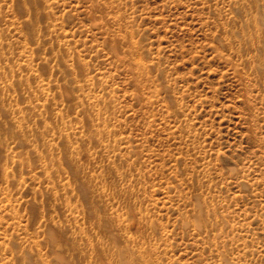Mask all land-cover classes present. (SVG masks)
<instances>
[{"label": "rangeland", "instance_id": "obj_1", "mask_svg": "<svg viewBox=\"0 0 264 264\" xmlns=\"http://www.w3.org/2000/svg\"><path fill=\"white\" fill-rule=\"evenodd\" d=\"M123 263L264 264V0H0V264Z\"/></svg>", "mask_w": 264, "mask_h": 264}, {"label": "bare ground", "instance_id": "obj_2", "mask_svg": "<svg viewBox=\"0 0 264 264\" xmlns=\"http://www.w3.org/2000/svg\"><path fill=\"white\" fill-rule=\"evenodd\" d=\"M263 48H261V50H262ZM260 54H262V53H260ZM143 255V254H142ZM146 259V258H145ZM123 264H125V263H123Z\"/></svg>", "mask_w": 264, "mask_h": 264}]
</instances>
